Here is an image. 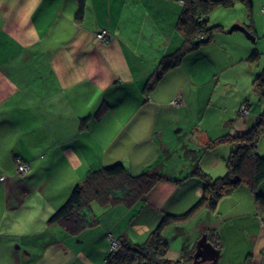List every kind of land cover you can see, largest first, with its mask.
Listing matches in <instances>:
<instances>
[{
    "label": "crops",
    "instance_id": "obj_1",
    "mask_svg": "<svg viewBox=\"0 0 264 264\" xmlns=\"http://www.w3.org/2000/svg\"><path fill=\"white\" fill-rule=\"evenodd\" d=\"M79 1L0 0V254L14 264L37 261L29 247L41 241L48 247L41 259L52 251L59 264H106L109 233L137 244L133 231L148 238L166 215L189 211L203 187L193 173L224 177L235 151L212 142L249 132L264 111V93L254 84L264 73L258 65L264 0L215 9L208 26L222 30L167 71L163 60L183 44L177 30L183 2L84 0L77 20ZM235 25L255 41L229 33ZM102 30L107 42L97 40ZM257 151L264 157L261 146ZM19 162L28 165L22 175ZM118 163L134 176L155 172L165 179L139 202L142 215L151 213L146 222L144 216L128 222L126 212L125 226L101 224L93 209L98 223L78 235L49 224L91 171ZM258 192L264 195V182ZM211 231L218 248L208 241L220 251L213 264H264V209L248 186L235 188L215 210L167 227L168 258L196 252Z\"/></svg>",
    "mask_w": 264,
    "mask_h": 264
},
{
    "label": "trees",
    "instance_id": "obj_2",
    "mask_svg": "<svg viewBox=\"0 0 264 264\" xmlns=\"http://www.w3.org/2000/svg\"><path fill=\"white\" fill-rule=\"evenodd\" d=\"M184 4L182 14L177 24L178 32L183 36L181 48L173 56L163 60V71L175 68L183 58L199 47L212 40L214 31L219 27L208 26V16L218 7H233L241 2L251 6L250 0H176ZM84 0L79 1L76 19L81 20L84 15ZM203 37L202 40H199ZM259 56L255 53L250 60ZM161 71V72H163ZM161 73L160 75H162ZM256 89L264 93V73L255 81ZM264 135V111L260 114L256 125L241 136H225L214 142L230 143L235 147L228 159L227 174L222 178L213 179L201 170H196L193 176L203 182L202 195L197 203L186 213L181 215H166L157 228L152 231L143 244H132L121 240L122 248L116 254H108L107 264H192L195 250L185 251L178 260L168 258L169 245L164 231L173 224H183L191 220L202 209L215 210L218 202L229 195L235 188L246 185L256 195L258 209H264V195L258 188L264 182V157L258 154L259 139ZM164 177L155 172H148L139 176L129 173L123 164H115L107 168L91 171L81 184L74 188L68 201L53 215L49 224H58L74 236L98 221L94 217L92 203L101 206L125 205L131 207L142 200L159 184ZM177 183L180 181H176ZM209 241L217 245L215 231L209 232ZM216 248H218L216 246Z\"/></svg>",
    "mask_w": 264,
    "mask_h": 264
},
{
    "label": "rangeland",
    "instance_id": "obj_3",
    "mask_svg": "<svg viewBox=\"0 0 264 264\" xmlns=\"http://www.w3.org/2000/svg\"><path fill=\"white\" fill-rule=\"evenodd\" d=\"M258 10V9H257ZM263 21H264V17H262ZM257 21L260 23V19L257 17ZM260 41H262V52H261V59L259 60V63L258 65L260 64V66L264 65V36L262 39H260ZM259 41V42H260ZM256 64V63H254ZM257 66V64H256ZM258 146H261V150H264V135L259 139V143H258ZM206 151L205 150H201V154H203L204 156V153ZM182 153H179V151H177L175 157L176 159H179V156L181 155ZM183 155V154H182ZM181 155V156H182ZM264 155V154H263ZM202 156V157H203ZM186 158V157H185ZM141 203H137L131 207H128V206H125V205H117V206H111L109 208H105L103 209V207H101L99 204H94L93 206V209L95 211V217L100 221L102 222L101 224H108V225H111L113 222L115 221H118V220H121L120 221V227L122 224H124L125 226V222H122L123 218L122 216H124V214H126V212H128L129 216H128V219L127 221H134L133 220V217L135 216L136 220H135V223H137L138 221L142 223L141 219L144 215H142L140 209H141ZM141 214V216L139 215ZM145 216H144V221L146 222L150 216H151V213H144ZM139 217H141V219L139 220ZM196 226L197 223H194ZM133 230V229H132ZM193 234H195L194 231H192ZM139 233H136L135 231H133V235H134V239L136 240L135 243L137 244H141V243H144L146 240H147V236L144 235L143 237H139L138 236ZM171 236V233H167V236L166 237H169ZM5 244L3 243H0V246H3ZM182 243H180V247H181ZM30 251H32V253H34V258H35V254H36V257L38 258L37 261H40L41 264H59L58 261H54V259L52 258V251H50L46 257L42 258L46 252L45 250V243L43 241H41L39 243V247L38 248H31L29 247ZM37 261H35L33 264H35ZM105 260H103L104 262ZM0 264H14V259L11 260L9 259L7 256H2L0 254Z\"/></svg>",
    "mask_w": 264,
    "mask_h": 264
},
{
    "label": "water",
    "instance_id": "obj_4",
    "mask_svg": "<svg viewBox=\"0 0 264 264\" xmlns=\"http://www.w3.org/2000/svg\"><path fill=\"white\" fill-rule=\"evenodd\" d=\"M234 31H240L244 33L247 38L255 41V36H253L245 27L241 25H235L230 30L229 33ZM220 255V251L217 250L209 241L208 236L203 235L197 243V249L194 254L193 264H205V263H215Z\"/></svg>",
    "mask_w": 264,
    "mask_h": 264
},
{
    "label": "built area",
    "instance_id": "obj_5",
    "mask_svg": "<svg viewBox=\"0 0 264 264\" xmlns=\"http://www.w3.org/2000/svg\"><path fill=\"white\" fill-rule=\"evenodd\" d=\"M263 14H264V7H263ZM108 32L106 30H103L102 32H100L98 35H97V40L99 42H107L108 41ZM171 104L174 106V107H179L180 104H181V99L180 97H177L175 98ZM240 113L242 115H245L248 113V109L246 107H242L241 110H240ZM28 171V165L25 164V163H22V162H19L18 164V173L20 175L26 173ZM1 180H5V177L1 178ZM109 241H110V253L111 254H116L118 251H120L121 249V242L120 240L112 233L109 234Z\"/></svg>",
    "mask_w": 264,
    "mask_h": 264
},
{
    "label": "bare ground",
    "instance_id": "obj_6",
    "mask_svg": "<svg viewBox=\"0 0 264 264\" xmlns=\"http://www.w3.org/2000/svg\"><path fill=\"white\" fill-rule=\"evenodd\" d=\"M264 7V6H263ZM103 31V30H102ZM101 31V32H102ZM107 31V30H106ZM108 32V31H107ZM98 35V34H97ZM108 38H109V35H108ZM203 39V37H200V39L199 40H202ZM109 40V39H108ZM181 105V104H180ZM242 107H246V105H243ZM241 107V108H242ZM175 108H178V107H175ZM247 108V107H246ZM241 110V109H240ZM241 114V113H240ZM242 115V114H241ZM110 234V233H109ZM109 234H108V238H109ZM112 234H114V233H112ZM115 235V234H114ZM117 238H118V236L117 235H115ZM119 239V238H118ZM120 240V239H119ZM110 242V241H109ZM121 242V241H120ZM121 246H122V243H121ZM110 247H111V245H110ZM122 248V247H121ZM121 250V249H120ZM119 252V251H118ZM109 254H111L110 253V249H109ZM105 262H106V260H105ZM106 264H107V262H106ZM193 264V263H192Z\"/></svg>",
    "mask_w": 264,
    "mask_h": 264
}]
</instances>
